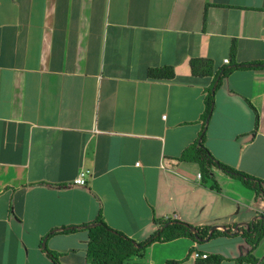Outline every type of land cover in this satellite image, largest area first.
Masks as SVG:
<instances>
[{
	"label": "crops",
	"instance_id": "1",
	"mask_svg": "<svg viewBox=\"0 0 264 264\" xmlns=\"http://www.w3.org/2000/svg\"><path fill=\"white\" fill-rule=\"evenodd\" d=\"M232 42L236 63L264 60V0H0V264H53L41 245L60 264H84L86 230L43 237L99 208L136 242L154 218L223 229L264 211L261 196L220 169L198 178L197 164L176 160L197 139L213 87L205 147L264 180V69L212 81ZM192 58L210 59L211 74L193 75ZM162 66L174 76L147 75ZM247 251L240 236L181 238L124 264H208ZM252 253L264 256V237Z\"/></svg>",
	"mask_w": 264,
	"mask_h": 264
},
{
	"label": "trees",
	"instance_id": "2",
	"mask_svg": "<svg viewBox=\"0 0 264 264\" xmlns=\"http://www.w3.org/2000/svg\"><path fill=\"white\" fill-rule=\"evenodd\" d=\"M204 20L203 22H205ZM234 56L235 44L232 42L230 46L229 63L219 68L213 76L212 81L215 88L219 86L222 78L233 70L264 69V60L236 63ZM189 63L193 75L211 74L212 61L210 59L192 58ZM147 75L156 78H172L174 76V71L171 66L151 67L148 68ZM213 104L214 88L212 87L207 89L204 95V109L201 114V130L198 137L181 152L176 160L197 164L201 178L202 176L211 178V169H213V167L220 169L229 177L238 180L247 189L254 191L256 196H261L264 199L263 179L218 161L205 147V130L212 113ZM255 121L256 123L258 122L257 117ZM154 223L157 224L155 231L144 241L136 242L125 233L110 227L104 221L101 209L99 208L93 220L79 225H71L69 227L62 226L53 228L45 234L43 240L57 233H72L78 230H86L87 246L84 264H124L127 259L133 256H141L145 249L154 242L166 243L181 238H188L194 243H202L205 240L219 236H240L247 244V253L234 258H228L220 254H212L209 255L208 258H205V262L208 264H220L222 260H229L234 261L236 264H242L243 262L264 264V256L259 258L252 253L254 248L258 246L260 240L264 237V211H256L253 218L246 223L226 225L223 229H215L208 225L193 226L180 221H162L155 218ZM40 248L53 264H60L59 253L49 250L44 245H41ZM194 251L195 247L189 248L184 259L190 256ZM181 260H169L164 264H175L181 262Z\"/></svg>",
	"mask_w": 264,
	"mask_h": 264
},
{
	"label": "built area",
	"instance_id": "3",
	"mask_svg": "<svg viewBox=\"0 0 264 264\" xmlns=\"http://www.w3.org/2000/svg\"><path fill=\"white\" fill-rule=\"evenodd\" d=\"M225 61L228 62L227 59H225ZM82 177H83V174L81 173L79 177H77V178L74 179V182H75L76 184H82V183L84 182V181H83L84 179H83ZM197 177H198V178L201 177L200 172L197 173ZM194 256H199V257H203V258L206 257V255H204V254H201V255H200V254L197 253V252L194 253Z\"/></svg>",
	"mask_w": 264,
	"mask_h": 264
},
{
	"label": "rangeland",
	"instance_id": "4",
	"mask_svg": "<svg viewBox=\"0 0 264 264\" xmlns=\"http://www.w3.org/2000/svg\"><path fill=\"white\" fill-rule=\"evenodd\" d=\"M237 181H238V180H237ZM145 250H146V249H145ZM146 252H147V251H146ZM146 252H145V253H146ZM167 258H168V257H167Z\"/></svg>",
	"mask_w": 264,
	"mask_h": 264
}]
</instances>
